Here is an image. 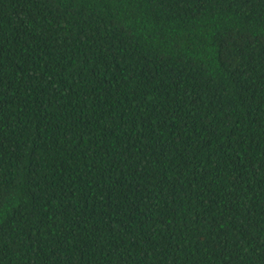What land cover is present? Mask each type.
<instances>
[{"label":"trees","instance_id":"obj_1","mask_svg":"<svg viewBox=\"0 0 264 264\" xmlns=\"http://www.w3.org/2000/svg\"><path fill=\"white\" fill-rule=\"evenodd\" d=\"M0 264H264V0H0Z\"/></svg>","mask_w":264,"mask_h":264}]
</instances>
